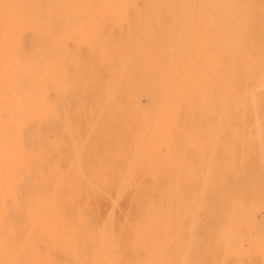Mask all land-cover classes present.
Instances as JSON below:
<instances>
[{"label":"bare ground","instance_id":"1","mask_svg":"<svg viewBox=\"0 0 264 264\" xmlns=\"http://www.w3.org/2000/svg\"><path fill=\"white\" fill-rule=\"evenodd\" d=\"M262 213L264 0H0V264H264Z\"/></svg>","mask_w":264,"mask_h":264},{"label":"rangeland","instance_id":"2","mask_svg":"<svg viewBox=\"0 0 264 264\" xmlns=\"http://www.w3.org/2000/svg\"><path fill=\"white\" fill-rule=\"evenodd\" d=\"M142 102L143 104L147 103L146 97L142 98ZM127 206L126 198L123 196L118 197L114 190L109 193L98 194L96 198L97 216L101 221L107 219L110 215L121 216ZM262 220L264 221V213H262ZM44 254L43 250H41L40 256H45Z\"/></svg>","mask_w":264,"mask_h":264}]
</instances>
